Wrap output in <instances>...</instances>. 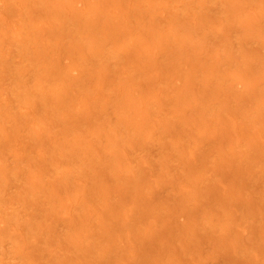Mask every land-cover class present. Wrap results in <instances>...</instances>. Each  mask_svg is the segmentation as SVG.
Wrapping results in <instances>:
<instances>
[{
    "label": "rangeland",
    "instance_id": "1",
    "mask_svg": "<svg viewBox=\"0 0 264 264\" xmlns=\"http://www.w3.org/2000/svg\"><path fill=\"white\" fill-rule=\"evenodd\" d=\"M0 264H264V0H0Z\"/></svg>",
    "mask_w": 264,
    "mask_h": 264
}]
</instances>
